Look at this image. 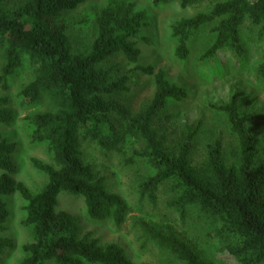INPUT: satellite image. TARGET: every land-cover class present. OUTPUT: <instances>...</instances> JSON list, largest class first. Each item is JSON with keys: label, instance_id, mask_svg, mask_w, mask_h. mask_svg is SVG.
Returning <instances> with one entry per match:
<instances>
[{"label": "trees", "instance_id": "obj_1", "mask_svg": "<svg viewBox=\"0 0 264 264\" xmlns=\"http://www.w3.org/2000/svg\"><path fill=\"white\" fill-rule=\"evenodd\" d=\"M88 1L23 0L9 5L0 0V89L8 91L12 78L30 68L32 77L15 100L24 108L47 105V111L29 114L25 121L32 141L47 144L53 160V165L31 161L47 178L46 185L32 194L15 179L13 158L19 145L0 135V232L9 218L2 198L13 196L24 203L21 224L30 230L31 241L21 249L20 264H136L116 244L102 246L87 235L80 237L76 219L56 209L59 195L67 193L83 199L86 217L94 222L110 221L121 228L131 214L124 199L108 190L105 177L84 162L81 142L118 155L127 165L142 162L147 175L138 185L141 200L155 207L160 190L168 191L167 207L174 217L160 221L131 217L144 245L151 243L182 264H213L204 251L193 249L176 232V218L200 214L216 224L213 237L220 242V252L237 264H264V157L258 156V141L248 131L254 117L249 106L240 110L234 98L209 105L226 117L237 146L231 161L219 140L207 144L197 159V130L191 127L183 142L170 144L166 133L154 127V119L169 103L186 101L188 91L169 82L163 70L139 65L135 43L147 27L144 13L124 0H107L96 19L97 34L89 52L78 54L70 48L68 26L61 15ZM203 1L151 0V5L177 3L186 9ZM205 26H212L213 39L201 61H216L217 53L228 51L245 65L246 48L264 43V0H223L207 12L179 19L171 29L179 61L187 60L190 38ZM117 54L133 66L130 73L153 80L152 100L139 111L115 99L119 92H128V78H116L104 67ZM252 69L253 78L264 79V52ZM11 105L8 98H0V127L12 123ZM15 249L11 240L0 237V258Z\"/></svg>", "mask_w": 264, "mask_h": 264}, {"label": "rangeland", "instance_id": "obj_2", "mask_svg": "<svg viewBox=\"0 0 264 264\" xmlns=\"http://www.w3.org/2000/svg\"><path fill=\"white\" fill-rule=\"evenodd\" d=\"M10 4H20L23 0H7ZM132 3L135 11L143 12L147 27L142 29L136 41L140 51L139 65L151 66L163 70L169 82L176 83L188 91V98L181 103H169L165 110L154 119V127L159 132H165L170 144L183 142L187 129L197 130L195 136L194 154L199 159L205 146L219 140L226 158L233 160L237 146L230 135L226 117L211 110L210 104H219L234 98L242 110L249 106L254 114L248 123V131L258 141V156L264 157V79H255L251 75L253 65L258 56L264 52V43L256 47H247L245 65L239 64L230 52L220 51L214 59L201 61L200 57L211 44L212 26L203 27L193 35L189 42V56L181 62L175 55V40L171 29L175 22L182 18H190L198 13L207 12L214 3L223 0H204L198 7L182 9L177 3L154 8L151 0H124ZM107 0H90L71 12H63L61 17L68 26L70 48L74 53L86 54L96 37V19L105 7ZM247 27L248 24H245ZM248 30H244L247 32ZM141 38H146L143 42ZM1 67V63H0ZM116 78H128L127 93L119 92L115 99L131 111H139L147 106L153 97L154 84L149 77L139 72L130 73L133 66L127 64L120 54L111 57L104 65ZM32 77L28 67L20 70L10 81V89H0V98L6 97L12 101L9 108L13 112V121L6 127H0V135L19 145L13 161L17 168L15 179L23 183L32 193H38L47 183V178L32 166V160L53 165L50 149L45 143H36L31 139V128L25 121L29 114L48 110L44 103L33 104L30 107H20L15 100L19 89L25 86ZM118 126V122H115ZM80 151L85 163L90 164L94 171L105 177V183L111 193L121 196L130 207L125 225L116 228L110 221L94 222L87 219L83 199L62 193L57 199V211L72 215L79 227L80 237L88 236L100 245L116 244L120 246L127 258L136 264H182L172 256L160 251L153 244H143L140 233L133 225L132 216H148L160 221L167 216L172 218V212L167 207L171 199L168 191L162 188L157 204L150 205L141 200L138 185L145 179L147 169L142 162L127 165L118 155L108 154L96 145L81 142ZM9 211V218L4 224L5 231L0 232L1 238H7L15 245V251L3 254L0 264H20L24 258L22 247L31 241L30 230L23 227L25 219L24 203L16 196L2 198ZM193 209H191L192 212ZM176 232L193 249L204 251L213 264H237L228 254L220 252V242L213 236L216 224L200 214H189L184 220L175 219Z\"/></svg>", "mask_w": 264, "mask_h": 264}]
</instances>
